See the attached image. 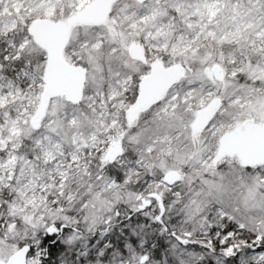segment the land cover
Masks as SVG:
<instances>
[{
    "label": "snow or ice",
    "instance_id": "obj_1",
    "mask_svg": "<svg viewBox=\"0 0 264 264\" xmlns=\"http://www.w3.org/2000/svg\"><path fill=\"white\" fill-rule=\"evenodd\" d=\"M0 264H264V0H0Z\"/></svg>",
    "mask_w": 264,
    "mask_h": 264
}]
</instances>
